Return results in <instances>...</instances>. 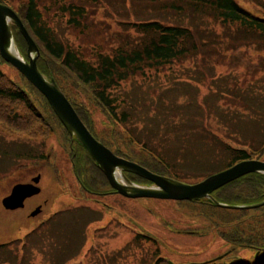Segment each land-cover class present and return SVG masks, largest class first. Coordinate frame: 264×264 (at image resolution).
<instances>
[{"label": "trees", "instance_id": "16d2710c", "mask_svg": "<svg viewBox=\"0 0 264 264\" xmlns=\"http://www.w3.org/2000/svg\"><path fill=\"white\" fill-rule=\"evenodd\" d=\"M146 1L148 2L146 11L150 14L154 13V16L136 20L124 18L119 21L120 30L106 27L107 38L101 41V44L92 42L91 51L86 53L85 50L63 42L45 15L51 12L59 14L64 17L65 23L78 32L91 33L98 26L103 27L106 24V17L97 16L101 8L104 11L106 4L103 0H47L46 2L23 0L17 9L12 7L11 2L0 0L16 12L37 45L39 50L37 67L40 72L45 77L55 80L80 118L99 141L113 150L116 155L135 161L155 173L184 181L178 176L177 164L168 158L167 153H164L160 146L150 142L149 137L140 138L129 127H133L132 117L138 106L133 99L129 101L128 95L122 96L120 89L133 78L145 75L148 70H160L186 61L192 62L196 67L199 61L207 60L204 57L214 56L218 50L225 56L238 48L264 45V0H249L255 10L246 8L238 0ZM127 2L132 5L136 0H110L106 8H115L118 5L128 7ZM213 22L220 25L222 30H215ZM12 33L24 52L27 47L26 41L14 25H12ZM0 61L7 63L1 56ZM211 66L216 68L215 64ZM19 75L23 84L9 80L0 71L1 127L9 130L8 132L26 131L23 133L28 136L44 135V126L48 133L49 128H61L65 135H70L72 149L76 148L73 157L75 170L84 190L107 194L111 186L95 160L64 128L47 99L21 73ZM222 75H218L217 79L214 75L213 77L204 75L205 81L202 83L210 86V92L205 96L204 105L200 107L202 114L195 118L201 122L203 137L217 140V145L226 149L229 158L221 169L206 173L199 181L238 162L259 159L264 153V131L250 134L240 127L233 130V125L236 127V116L240 114L249 113L253 119L264 120L263 106L258 105L252 109L246 106L248 88L260 93L263 90L254 88L244 81L237 83L233 79L230 80L228 75ZM61 82L73 84L77 92L63 87ZM79 89L89 90L92 101L102 108L112 124L124 127L125 138L123 137L122 141L124 148L116 139L108 141L94 132L87 122L89 115L85 106L73 96L75 93H80ZM193 105H190L192 111L195 109ZM216 117L221 125L224 123L227 127L225 126L223 130L212 128L211 120L213 118L216 120ZM25 125H28V128ZM204 130L207 134H204ZM114 132L117 134L116 131ZM194 132L195 130L191 128L189 133L184 135L189 145L194 138ZM231 139L238 144L233 145ZM157 165L163 167L167 173ZM126 174L139 183L152 184L136 174ZM213 196L226 204L247 205L263 201L264 173L247 174L219 188ZM176 201L178 204L192 205L196 210L200 209L195 217L201 218L199 220L204 219L206 222L209 220L216 224L232 222V225L228 224V228L220 231L221 238L230 245L228 247L230 250L219 255L221 258L217 256L209 260L210 262L201 264H264V220L261 219L264 217V205L254 210H234L216 207L208 198ZM255 211L260 212L255 213ZM37 230L38 228L32 230L22 239L1 243L0 264H25L28 260L27 252L30 256L36 247L43 250L44 245L41 244L44 241L43 235ZM38 239L42 247L36 243ZM138 241L155 245L158 243L157 239L146 233L135 236L133 242ZM242 249H246L244 255L240 254ZM248 250L253 251L254 254L248 255ZM156 251H159V247H156ZM157 256L158 260L155 264H170L160 253Z\"/></svg>", "mask_w": 264, "mask_h": 264}, {"label": "rangeland", "instance_id": "374dc122", "mask_svg": "<svg viewBox=\"0 0 264 264\" xmlns=\"http://www.w3.org/2000/svg\"><path fill=\"white\" fill-rule=\"evenodd\" d=\"M7 1L17 9L23 0ZM109 1L103 0V3L108 5ZM238 2L255 10L249 0ZM106 5L104 11L101 8L97 14L99 18L106 17V24L86 34L70 27L59 14L51 12L45 16L63 42L86 53L91 51L92 42L101 44L107 38L106 27L120 30L119 21L124 18L136 20L154 16V13L146 11V0H136L132 5L127 2L128 7L118 5L106 8ZM213 23L215 30H222L220 25ZM15 39L19 54L27 60L26 50L23 52ZM204 58L207 60L199 61L196 67L186 61L160 70H148L145 75L133 78L120 89L122 96L128 95L129 101L133 99L138 106L132 117L133 127H129L140 138L149 137L150 142L160 146L168 158L177 164L178 176L187 183L199 182L206 173L221 169L229 158V153L217 145V140L203 137L201 122L197 120L202 114L200 107L205 103V96L210 92V86L202 83L205 76L214 75L217 79L218 75L226 74L230 80L237 83L244 81L263 90L260 93L248 88L246 106L248 109L258 105L264 107V45L238 48L225 56L218 50L216 55ZM211 64H215L216 68ZM0 71L9 80L23 84L18 71L10 64L0 61ZM61 84L70 91H76L73 84ZM79 92L80 95L75 93L73 96L85 106L89 115L87 122L94 132L108 141L116 139L124 148V127L112 124L102 108L92 101L89 90L79 89ZM191 104H194V111L191 110ZM211 121L210 126L214 129L223 130L226 126L224 123L221 125L218 118ZM235 124L233 130L240 127L250 134L264 131V120L253 119L249 113L236 116ZM25 126L28 128V125ZM191 128L195 132L189 145L185 136ZM44 130V135L28 136L23 133L26 131L8 132L0 123V132L5 137L17 138L23 144L34 143L43 148L45 156L51 158L49 162L46 161L42 172V192L39 197V200L45 199L46 204L38 216L31 218L26 217L22 210L7 211L1 203L11 181L20 175L15 170L16 165L26 167L28 161L0 158V244L22 239L37 228L44 239L41 243L44 245L43 250L36 247L30 256L27 252L26 258L29 260L30 257L31 260L25 261V264H155L158 253L170 264H201L230 250V245L221 238L220 231L228 228L232 222L216 224L199 220L201 218L195 217L200 209L196 210L192 205L178 204L176 200L129 198L119 194L96 196L84 190L77 178L73 158L76 148L72 149L70 135H65L61 128H49L48 133L44 126ZM204 134H207L206 131ZM231 141L233 145L238 144L234 139ZM258 160L264 161V153ZM157 167L167 173L163 167ZM261 219L263 221L264 217ZM145 233L157 239V245L145 241L133 242L135 236ZM36 243L40 244L39 239ZM156 247H159V251H156ZM245 252L246 249L240 250L241 255ZM247 252L250 256L254 254L250 250Z\"/></svg>", "mask_w": 264, "mask_h": 264}, {"label": "water", "instance_id": "95a60500", "mask_svg": "<svg viewBox=\"0 0 264 264\" xmlns=\"http://www.w3.org/2000/svg\"><path fill=\"white\" fill-rule=\"evenodd\" d=\"M12 25L17 28L26 41L27 60L19 54L15 46ZM0 56L21 73L47 99L61 124L95 160L115 192L129 198H157L178 201H196L208 198L218 207L231 209H251L264 205V200L247 205L226 204L218 201L213 196V193L219 188L247 174L264 173V161L262 160H244L199 182L187 183L155 173L135 161L116 155L91 133L55 80L45 77L40 72L37 67L39 56L37 45L16 12L10 6L1 2ZM126 173L136 174L152 184L151 186L139 185L133 182ZM34 181H37V179H34ZM39 190L34 185L17 184L13 187L10 195L2 198V206L6 209L19 207L25 197L37 193Z\"/></svg>", "mask_w": 264, "mask_h": 264}, {"label": "flooded vegetation", "instance_id": "af4514ba", "mask_svg": "<svg viewBox=\"0 0 264 264\" xmlns=\"http://www.w3.org/2000/svg\"><path fill=\"white\" fill-rule=\"evenodd\" d=\"M3 137L6 139H4ZM7 139L8 138L5 137L2 132H0V158L4 157L7 159L15 158L19 160H24V161H28L27 163L29 165H27L26 167H20L19 165L21 164L18 165L19 167L16 165L17 168L15 170H17L18 171L17 173H20V175L11 181L9 188L7 192L3 195V197L10 195L13 187L17 184L34 185L38 187L40 190L37 193H33L30 196L25 197L21 206L13 209L10 208L9 209L5 208V209L7 211H12V212L22 210L25 213V216L29 218L38 216L43 210V205L46 204L45 199L39 200L40 194L42 192V186H41L42 175H43L42 172L44 171L46 161L49 162L51 158L49 155L45 156L43 148H39V146L35 145L34 143L28 145V144H23L21 141H18L17 138L16 139L10 138L8 140ZM34 179H37V181H34ZM90 193H94L96 196L119 194L115 192L112 186H111V190L109 192H106L107 194H104L105 192L104 193L90 192ZM96 201L99 202L97 199Z\"/></svg>", "mask_w": 264, "mask_h": 264}]
</instances>
